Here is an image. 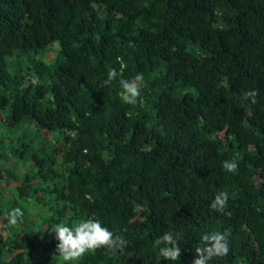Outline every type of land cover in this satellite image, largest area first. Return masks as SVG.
I'll list each match as a JSON object with an SVG mask.
<instances>
[{
    "label": "trees",
    "instance_id": "1",
    "mask_svg": "<svg viewBox=\"0 0 264 264\" xmlns=\"http://www.w3.org/2000/svg\"><path fill=\"white\" fill-rule=\"evenodd\" d=\"M0 156L26 157L0 166V264H192L210 232L230 250L209 264H264V0H0ZM89 217L124 251L64 262L49 231Z\"/></svg>",
    "mask_w": 264,
    "mask_h": 264
},
{
    "label": "clouds",
    "instance_id": "2",
    "mask_svg": "<svg viewBox=\"0 0 264 264\" xmlns=\"http://www.w3.org/2000/svg\"><path fill=\"white\" fill-rule=\"evenodd\" d=\"M120 75L115 69H110L105 84L107 85ZM119 84L122 89L120 93L122 101L128 105H136L144 86L143 74L139 73L131 79L120 78ZM245 95L251 98L252 103H256L258 93L255 90L249 91ZM222 166L228 172H236L238 167L237 163L232 160L223 161ZM228 198L227 192H219L211 202L210 208L223 213L228 206ZM225 214L231 215L230 212ZM23 216L24 212L21 208L12 209L6 216L7 225L9 227L18 225ZM49 232L55 234V239L58 241L56 252L64 262L78 261L102 247L113 253L123 252L126 247V242L121 236L115 235L99 219L93 217L76 221L72 226L63 222L54 224ZM228 235V233L220 232L202 234L199 244L195 247L196 258L192 264H209L214 257L226 256L230 250ZM153 246L158 248L160 258L177 261L181 256V248L178 246L176 236L171 231L164 232L163 235L157 237Z\"/></svg>",
    "mask_w": 264,
    "mask_h": 264
},
{
    "label": "rangeland",
    "instance_id": "3",
    "mask_svg": "<svg viewBox=\"0 0 264 264\" xmlns=\"http://www.w3.org/2000/svg\"><path fill=\"white\" fill-rule=\"evenodd\" d=\"M8 69H11L10 66H8ZM32 136V135H31ZM7 157L0 156V166L4 165V167H8L7 169L13 171V172H23L25 170V159L26 157H20L16 160L7 161ZM22 163V164H21Z\"/></svg>",
    "mask_w": 264,
    "mask_h": 264
}]
</instances>
